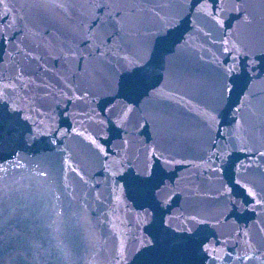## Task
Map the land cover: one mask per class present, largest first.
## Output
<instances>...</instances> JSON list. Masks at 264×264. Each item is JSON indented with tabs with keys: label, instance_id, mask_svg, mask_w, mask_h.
Here are the masks:
<instances>
[{
	"label": "water",
	"instance_id": "95a60500",
	"mask_svg": "<svg viewBox=\"0 0 264 264\" xmlns=\"http://www.w3.org/2000/svg\"><path fill=\"white\" fill-rule=\"evenodd\" d=\"M0 264H57L34 180L1 84Z\"/></svg>",
	"mask_w": 264,
	"mask_h": 264
}]
</instances>
